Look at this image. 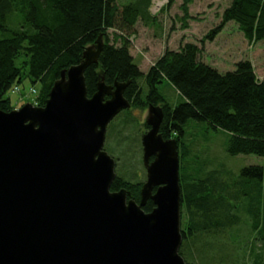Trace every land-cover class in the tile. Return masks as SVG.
<instances>
[{"label":"water","instance_id":"1","mask_svg":"<svg viewBox=\"0 0 264 264\" xmlns=\"http://www.w3.org/2000/svg\"><path fill=\"white\" fill-rule=\"evenodd\" d=\"M103 44L99 35L61 70L43 105L0 109V264H187L177 139L159 132L161 105L149 104L139 201L125 187L111 190L115 160L105 137L131 106V80L101 78L87 95L85 70Z\"/></svg>","mask_w":264,"mask_h":264},{"label":"trees","instance_id":"2","mask_svg":"<svg viewBox=\"0 0 264 264\" xmlns=\"http://www.w3.org/2000/svg\"><path fill=\"white\" fill-rule=\"evenodd\" d=\"M150 6L151 0L124 4L119 0H0V109H13L10 97L5 94L25 77L33 84L40 83L35 102L43 105L61 70L79 63L86 47L102 35L104 44L98 61L85 70L88 96L96 91L101 78L108 84L131 80L124 90L131 106L120 111L125 123L134 121L132 109L159 104L164 111L159 132L164 138L175 136L184 155L182 137L189 119L206 121L214 130L227 131L229 154L264 155V77L256 75L248 59L239 60L234 69L221 72L199 58L201 47L194 42H186L178 49L166 48L143 72L134 62L129 37L138 19L148 22L154 18ZM181 7L186 27V20L191 17L187 2ZM13 13H18L21 20L16 27H9L8 19ZM229 21L237 24L248 41L264 40V0H230L220 22L206 38L213 39ZM141 77L144 85L139 81ZM164 79L183 96L178 104L172 105L161 92L159 85ZM241 175L264 184L261 164L243 167ZM127 176L124 172L117 174L111 190L125 187L139 201L142 182ZM182 185L183 202L192 215L181 231L185 241L198 230L208 231L215 223L212 210L227 204L221 201L223 198L216 199L219 187L215 185L208 189L205 182L196 180L188 183L182 180ZM153 207L149 199L143 209L151 211ZM261 211L264 220V199L252 211L255 228L259 226ZM199 215L203 217L200 219ZM179 252L187 264H192L183 252V244Z\"/></svg>","mask_w":264,"mask_h":264},{"label":"rangeland","instance_id":"3","mask_svg":"<svg viewBox=\"0 0 264 264\" xmlns=\"http://www.w3.org/2000/svg\"><path fill=\"white\" fill-rule=\"evenodd\" d=\"M129 1L134 0H119V3ZM170 1L151 0L150 11L154 18L148 22L138 19L134 33L130 34V52L143 72L149 69L166 48L178 49L186 42H194L201 47L199 58L219 71L232 70L239 60L248 59L256 75L260 79L264 77V40L248 41L233 21L227 22L213 39L206 38L220 22L222 11L230 0ZM185 2L191 16L186 20V27L181 7ZM20 20L21 16L13 13L8 19V26L16 27ZM139 81L144 85V77ZM39 87V82L33 84L25 77L16 82L5 95L10 97L15 109L27 102L35 103ZM159 88L172 105L183 100V96L169 80L164 79ZM148 110L149 104L146 109H132L134 121L130 123H125L124 113L119 112L107 126L104 144L105 150L115 160L116 175L124 172L127 177L141 181L142 184L147 178L142 135L149 128L146 124ZM229 136L223 129L214 130L206 121L189 119L182 137L185 155L181 142L171 136L177 139L179 156L181 231L187 227L192 216L183 202L182 180L184 183L195 180L205 182L208 189L212 185L219 187L216 199L223 198L221 201L227 204L212 210L215 223L208 231L198 230L192 237L181 242L183 252L192 264H264L263 212H260L258 228L253 226L255 219L252 214L253 209L258 208L264 199V184L261 180L241 175V169L250 164L264 166V155L229 154ZM198 217L201 219L203 216Z\"/></svg>","mask_w":264,"mask_h":264},{"label":"built area","instance_id":"4","mask_svg":"<svg viewBox=\"0 0 264 264\" xmlns=\"http://www.w3.org/2000/svg\"><path fill=\"white\" fill-rule=\"evenodd\" d=\"M34 91L36 90V89H33Z\"/></svg>","mask_w":264,"mask_h":264}]
</instances>
